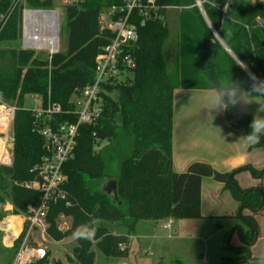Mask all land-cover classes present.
Returning <instances> with one entry per match:
<instances>
[{
	"label": "trees",
	"instance_id": "trees-1",
	"mask_svg": "<svg viewBox=\"0 0 264 264\" xmlns=\"http://www.w3.org/2000/svg\"><path fill=\"white\" fill-rule=\"evenodd\" d=\"M211 26L228 49L243 61L256 78L264 80V1L251 4L248 0H199ZM122 0H78L63 9L67 43L63 52L38 59L32 51H11L16 61L12 77L0 75V92L16 106L13 119V164L0 165V202L9 198L12 215L25 212L27 205L36 204L40 193L22 187L30 181L29 169L45 153L43 138L32 131V112L24 108V97L35 95L42 105L47 101L69 106L74 91L85 85L92 74L94 58L111 39L112 34L100 21L103 10L120 5ZM157 17L137 25L138 40L133 54L136 67L126 82L108 86L110 95L104 97L103 113L95 125H82L76 139L74 157L64 165L66 181L62 186L69 206L64 202L50 205L47 233L54 241L75 238L68 264H96V251L103 258L126 256L117 245L126 243L121 235H113L103 225L117 223L129 233L139 220H178L200 217V187L204 177L220 182L240 211L258 210L261 193L258 189H241L234 176L248 170L252 176H264V169L238 167L220 172L212 166L191 163L184 172L172 169V91L161 49L168 37V29L160 15L169 8L182 7L179 17V71L182 87L215 89L231 78L243 89L251 88L249 72L242 70L218 43L205 23L196 0H155ZM53 0H25L31 9H50ZM10 0H0V14L9 11ZM225 7V8H224ZM21 6L14 8L0 30V42L20 36ZM185 79L189 81L185 83ZM184 83V84H183ZM228 114V109L226 110ZM62 118H60L61 120ZM251 117L242 116L234 122L251 133ZM105 146L95 149L102 141ZM251 146L264 148V135ZM116 178L117 199L102 190V184ZM16 182V183H14ZM69 219L66 231L57 229V217ZM0 213V220L2 219ZM240 217L248 222L240 238L247 249L255 237V224L250 216ZM92 234V239L88 236ZM94 241V242H93ZM12 253L18 246L13 245ZM95 249H93L92 248ZM243 254V253H242ZM13 255V254H12ZM246 254L225 263L243 260ZM12 258V257H11ZM45 259L33 264H45ZM56 264H60L56 262ZM181 264V263H177Z\"/></svg>",
	"mask_w": 264,
	"mask_h": 264
},
{
	"label": "built area",
	"instance_id": "built-area-1",
	"mask_svg": "<svg viewBox=\"0 0 264 264\" xmlns=\"http://www.w3.org/2000/svg\"><path fill=\"white\" fill-rule=\"evenodd\" d=\"M12 1L17 2L18 0ZM12 1L9 14L13 9ZM157 9L155 0H122L120 5H113L103 10L100 21L111 32L112 37L95 56L89 81L74 91L66 109L50 101L44 105L38 101V104L30 109L34 117L32 131L43 138L45 153L29 169V172L33 174V179L22 182L21 186L39 192L40 198L36 204L27 205L25 212L17 215L22 226L16 234L7 229L9 225L5 219L0 221V231L9 237L8 243L13 244L18 241L10 264H33L38 260L46 259L48 245L55 244V241L47 233L46 218L50 205L57 202H64L65 206L70 205V201L62 190L66 181L64 165L74 157L79 128L82 125L97 123L103 113L104 97L110 95L108 86L130 79L136 67L133 54L134 46L138 40L136 27L157 17ZM28 11L34 10H23L21 26L23 45L31 48H48L51 54L56 53L58 49V18H55L53 25L43 27L41 24L35 23L36 20L40 22L42 18L27 17L26 12ZM9 14L1 18L6 21ZM41 33H43V37H41ZM53 36L56 42H54ZM36 40H39L38 42L46 41L50 47L30 44ZM16 109L15 105L5 104L0 94V135H5L9 130ZM60 118L62 119L60 120ZM5 149L9 150L7 140L0 137V164L7 166L13 159V153L9 151V154L6 155ZM62 219L65 218L63 214H60L56 220L57 229L66 231L70 225L65 221L58 223ZM171 224L172 219H168L163 223V227L169 229ZM117 247L120 252L126 251L125 243H119Z\"/></svg>",
	"mask_w": 264,
	"mask_h": 264
},
{
	"label": "crops",
	"instance_id": "crops-1",
	"mask_svg": "<svg viewBox=\"0 0 264 264\" xmlns=\"http://www.w3.org/2000/svg\"><path fill=\"white\" fill-rule=\"evenodd\" d=\"M248 1L251 4L259 3L256 2L258 0ZM163 23L167 27L168 32L171 31L173 36L176 37L179 17L175 18L170 13H165ZM171 32H169L166 40L169 39ZM170 51L171 54L177 55V65H174L175 69L177 66L179 68V43H177L176 48H173V43L171 42ZM181 79L182 75L179 71L178 81L174 84L175 87L172 91L171 159L173 171L184 172L193 162L206 163L220 172H230L233 169L244 166H250L255 170L264 169V148L261 146H251L252 142L244 139V137L249 135L245 127L242 124L238 126L233 124L245 115L250 116L251 121H253L257 114L264 118V97H259V93L253 92L252 97L256 98H252L249 102H240L235 106H229L227 114L226 110L218 111L213 109L214 89L182 87ZM185 83L189 84V81L185 79ZM244 90L248 91L250 89ZM38 101L40 99L37 97L35 99V106L38 104ZM234 178L238 187L258 189L260 191L261 202L258 210L251 211L248 208H244L240 211L238 202L232 198L228 190H225L220 182H216L210 177H204L202 178L200 187V217L197 219L208 220L214 217L234 219L244 211L245 215L243 216H250L253 219L255 237L252 242H249L247 249H242L244 243L239 233L240 230L246 231L249 226L247 224L245 228H242L239 224H234L225 244L230 243V247L232 248L231 253H236L237 255L228 259L233 260L238 255L243 254H246V257L238 262L228 264H264V176L255 177L248 170H243L238 172ZM14 218H18V216L12 215L10 218L7 217L5 221L8 225L12 226V229L19 232L22 226L21 221L19 218L18 222L17 220L14 221ZM113 224L117 227L115 223ZM172 224H174V220H172ZM118 226L124 228L122 225ZM172 230L174 233L179 232V225ZM108 231L113 235L126 236L122 229L121 231H110L108 229ZM0 234H2L0 241V264H10L12 254L8 255L7 252L10 250L9 247L12 244L8 243L9 237L4 232ZM75 238L76 236L69 239L66 238L68 241L62 239L55 241V244L49 245L51 248H56L68 242L74 243ZM49 245L48 251L50 249ZM50 257H52V254ZM114 260L103 258L102 256L100 259L97 256V261L102 264H115ZM47 264H49L48 261Z\"/></svg>",
	"mask_w": 264,
	"mask_h": 264
},
{
	"label": "rangeland",
	"instance_id": "rangeland-1",
	"mask_svg": "<svg viewBox=\"0 0 264 264\" xmlns=\"http://www.w3.org/2000/svg\"><path fill=\"white\" fill-rule=\"evenodd\" d=\"M11 1L12 0H10V6ZM73 1L78 0H53V5L50 8V10H56L58 13V49L56 50V53L63 52L66 48L67 28L65 27L63 9L66 4H69ZM260 1L262 0H258L256 2ZM15 2L16 1H12L13 9L19 8L21 6L20 36L16 37L14 40L0 42V75L3 74L2 76H4L5 79L12 77L16 72V61L14 60L13 53L11 51H17L18 49L32 51L33 56L37 57L38 59H46L51 55L50 49L48 48H31L25 47L23 45L21 34L23 10H36L27 8L25 6V0H18L16 3ZM182 9L184 8L177 7L165 9V11H163V13L160 15V19L164 22L165 13H170L175 18L177 16L180 17V11ZM37 10H42V8H38ZM8 14V12L5 14H0V30H2L5 24V19H2L1 17ZM177 30L179 33V23ZM178 33H176L175 37L171 32L169 39L164 42L161 49L162 57L164 59L166 70L168 73V78L172 84H176L179 78L178 66L175 69V65H177V55L171 54L170 51L171 42L173 43V48H176V45L179 41V38H177V36H179ZM218 43L220 44V42ZM3 99L5 104L14 105L11 101H7L4 97ZM35 99H37L35 95H26L24 97L23 103L24 108L28 110L33 109L35 107ZM8 132L9 130H7L5 135H0V137H4L7 140V143L9 142ZM105 144L106 141L102 140L95 147V149L105 146ZM9 151L11 150L5 149L4 152L6 153V155H8ZM11 152L13 153V151ZM12 164L13 159L10 162V165L7 166H12ZM8 181L9 179L4 177L0 185H7L9 183ZM21 183L22 182L18 184L21 185ZM3 193V190L0 189V196L4 195ZM12 208L13 206L9 198H6L2 202H0V213H2L3 216L1 219L2 221L7 217L10 218L12 216ZM241 214L245 215V212L243 211ZM64 218L65 219L59 220L58 223H61V221H65L68 224L69 219L65 216ZM165 221L166 220H139L135 224L133 230H131L129 233H126L127 230L125 227L120 228L117 223H115L117 225L116 227L113 223L104 222L103 225L110 231H121L122 229V231H124V234L126 235H121L124 237V240L126 237V252L124 251L126 253V256L115 259V264H177L178 262L181 264H225L228 258L237 255L236 253H231L232 248L230 247V243L227 245L225 244L228 236H230L229 233L233 228L232 226L234 224H239L242 228H245L248 224V222L244 221V219L239 215H237V217H235L234 219H220V217H214L208 220L197 218L188 220L178 219L174 220V224L170 225L169 229L163 227V223H165ZM178 225L180 231L174 233L172 229L176 228ZM1 236L2 234H0V241ZM88 236L90 237V239H92L91 233H89ZM67 239L66 241H68ZM14 243L12 244V246H8L10 249L7 252L8 255L13 254L12 249H14ZM65 244L56 248H51V246L49 245L50 249L45 260L48 261L49 264H56V262L60 264H68L66 260L67 257H71V251L73 246L75 245V242H68L66 245ZM51 254L52 257H50ZM97 256L101 259L100 253L96 251V257ZM96 264L102 263L97 261Z\"/></svg>",
	"mask_w": 264,
	"mask_h": 264
},
{
	"label": "clouds",
	"instance_id": "clouds-1",
	"mask_svg": "<svg viewBox=\"0 0 264 264\" xmlns=\"http://www.w3.org/2000/svg\"><path fill=\"white\" fill-rule=\"evenodd\" d=\"M236 64L241 67L242 70L249 72V76L252 81L250 90L245 91L241 84L239 82H234L232 78L227 84L217 85V87L213 90V109L218 111L227 110L229 106H235L237 103L249 102L252 98H256L252 97L253 92L259 93V97H264V80L256 78L255 74L248 70V66L243 61L237 60ZM250 128L251 133L244 137V139L252 143H256L259 141L261 134H264V118L257 114L251 122Z\"/></svg>",
	"mask_w": 264,
	"mask_h": 264
},
{
	"label": "water",
	"instance_id": "water-1",
	"mask_svg": "<svg viewBox=\"0 0 264 264\" xmlns=\"http://www.w3.org/2000/svg\"><path fill=\"white\" fill-rule=\"evenodd\" d=\"M196 5L203 17V19L206 21V23L208 24L211 33L215 36V38L217 39L218 42H220L221 46L225 49V51L230 55V57H232V59L237 63V58L234 56V54L228 49V47L223 43V41L220 39V37L217 34V28L219 26V23L221 21V11L218 14V25L217 27H213L211 26V24L209 23V21L207 20L205 13L201 7V4L199 2V0H196ZM36 11H43V12H52L55 14L56 19H57V11L56 10H50V9H42V10H37ZM259 23L262 27H264V21L259 20ZM239 61V60H238ZM13 134H14V129H13V122H11L10 127H9V132H8V137H9V142L7 143V147L13 151ZM115 185H116V178H111L109 179L107 182H105L104 184H102V190L109 195L112 199L116 200L117 199V195H116V190H115Z\"/></svg>",
	"mask_w": 264,
	"mask_h": 264
},
{
	"label": "bare ground",
	"instance_id": "bare-ground-1",
	"mask_svg": "<svg viewBox=\"0 0 264 264\" xmlns=\"http://www.w3.org/2000/svg\"><path fill=\"white\" fill-rule=\"evenodd\" d=\"M26 16L27 17L34 16V17H38V18L40 17V18H42L40 20V22L38 20H36L35 23L37 25L41 24L43 27H45L47 25L50 26L51 24L53 25L54 24V21H55V18H56V16H55L54 13H52V12H43V11H28V12H26ZM43 36H44L43 33H41V37H43ZM52 38H54V42H56L55 37L53 36ZM38 41L39 40H36V42H32L30 44L31 45H34V46H48V47H50L49 45H47L48 42H46V41L42 42V40H41V42H38ZM54 46H55V44H54ZM14 219L17 220V222H18V218H14ZM7 229H10L11 232L14 233V234L17 233V231L15 229H12V226L11 225H9L7 227Z\"/></svg>",
	"mask_w": 264,
	"mask_h": 264
}]
</instances>
